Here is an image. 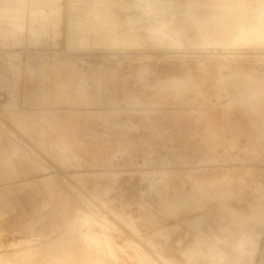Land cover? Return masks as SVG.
<instances>
[{"label": "rangeland", "instance_id": "rangeland-1", "mask_svg": "<svg viewBox=\"0 0 264 264\" xmlns=\"http://www.w3.org/2000/svg\"><path fill=\"white\" fill-rule=\"evenodd\" d=\"M73 1L0 0V264L50 240L56 253L35 251V264H147L126 239L159 264L150 242L184 262L197 238L242 232L254 244L239 264H264V65L244 49L264 44L250 23L259 14L264 28V0H148L146 24L161 11L180 47L134 37L105 50L72 49ZM89 216L124 250L78 240L103 230Z\"/></svg>", "mask_w": 264, "mask_h": 264}, {"label": "bare ground", "instance_id": "bare-ground-1", "mask_svg": "<svg viewBox=\"0 0 264 264\" xmlns=\"http://www.w3.org/2000/svg\"><path fill=\"white\" fill-rule=\"evenodd\" d=\"M97 1H100V0H74L72 2V4H70V7H71V12H70L71 35L69 37V43L71 44L72 49L78 50L80 48H88V47L90 49V47H91V48H94L97 50H100V49L105 50L107 48L108 49L112 48L116 44H118L120 46H126L127 47V46H130L128 40L133 39L134 37L138 38V42H137L138 44L142 43V42H140V40H142L145 45L147 44L146 42H148V45L158 46L161 48H167V47L178 48V47H180L179 37L176 35H172L173 34L172 30L167 27L164 18H162L160 16L161 11H157V10L154 11L152 9L151 15L149 14L150 18L148 20V23L146 24V18L145 17L147 15L145 16L146 11L143 10V8H145L146 4L143 5L141 3H146L148 0H125V1H130V2H137L139 4H137L135 6L128 7L125 10H119V12L116 10H112V11L107 10L104 7H102L100 4H97L96 3ZM156 1H159L158 3H164L165 2V0H156ZM171 1H173V0H171ZM239 2H241V1L239 0ZM242 3H243V1H242ZM244 3H246V2H244ZM244 3H243V5H244L243 7H247L248 5L244 4ZM263 3L264 2L262 1V4ZM237 4H238V2H237ZM151 5H152V3H151ZM245 5H247V6H245ZM152 8H153V6H152ZM175 9H177V8H175ZM239 10H240V8H239ZM138 12H140V13H138ZM258 15L251 14L250 23L252 24V31L259 34V32L264 33V28H261L258 25H255V24H258L261 22ZM263 15H264V13H263ZM239 16L237 17V19L239 18ZM215 21L216 20H214L213 22H215ZM226 29H225L226 30L225 33H229L231 31V28L227 27ZM146 33H148L149 36H147ZM115 34L116 35L117 34H124L125 36H118V35L116 36ZM248 34H249V32H248ZM137 35H140V36H137ZM243 35H245V33ZM262 35H264V34H262ZM258 36H260V35H258ZM234 37L236 38V36H227V34H226V36H222L221 38H222L223 42H227L230 40H234ZM240 37H238V38H240ZM250 37H252V36H250ZM258 38H256V39H258ZM253 40H254V38H253ZM238 42L236 41V43H238ZM241 42H242V40H241ZM243 42H245V41H243ZM247 42H248L247 44L244 43L246 45L244 49H251V51L253 50L254 52H250L252 54L247 55L246 61L249 63H252V64L264 65V47H263L264 44H262V45L258 44L257 45L258 42H254V41H247ZM263 43H264V41H263ZM240 45H242V44H240ZM239 49H242V48H239ZM258 51H260V52H258ZM96 218H98V217H96ZM84 219H85L84 220L85 223L86 222L91 223L89 225H92L94 227L100 226V228L103 230H102V232H100V231L98 232L94 229H86L82 233L80 232V233L75 235V237H77L78 240H80L82 243L87 242V243L95 244L99 248V250L105 251V252L109 253V255H110V253H111V255H113V253H112L113 248L118 249V250H124L123 246L116 242L115 237H113L112 235H107L105 233L107 230H113L114 229L112 224H109L105 219L99 220V221H92L90 216L88 218H84ZM100 219H102V218H100ZM63 223H64V225H67V224L72 225V226L76 225V223L70 224L68 222V220H63ZM73 232H76V231L73 230ZM73 237L71 239H75ZM127 240L128 239H126V243L129 244V245L128 244L127 245L130 246V248H133V251H134L133 253L136 255V257L142 259L144 261L143 263L159 264L156 260H154L153 257H151L140 246H137L138 244L135 245L134 242H132V244H131V242L127 241ZM233 240H234V242H231L230 239L224 240V239H221L218 237L217 238L211 237V239L205 240V238L199 237L192 244L188 245L185 249H183L180 252V258L181 257L185 258L184 262H180L177 257H173V256L169 257L167 253H170V248H168V246L163 247L162 245L154 243V242H150L149 246H150V248L154 249V252L157 255V258H159L161 261H163L164 264H207V263L208 264H239L240 261L242 260V258H244V256L246 255V252H247L246 249L249 247V244L251 242H252V244H254V242L249 240V236H248V234H246V232L245 233L242 232L239 236H236V238ZM215 241H216V243H215ZM217 241L219 242V244L217 243ZM29 242L30 241L24 240L19 245H26ZM222 242L232 243L233 244L231 246L232 248L229 247V245H227L226 247L232 249L234 251V254L227 253V251L225 250V247L223 248V246H221ZM46 244H47L46 246H35L33 249L27 248V249H21L19 251L12 252V254H10L9 257L10 258L14 257L16 259L15 264H35L30 258V255L32 253H34L35 251L41 250L42 255L55 252L54 249L57 246V244L55 242L50 240L49 242H46ZM19 245L15 244L13 246L15 247V246H19ZM124 247H126V246L124 245ZM125 252H127V251H125ZM61 256H62V258H64L65 262H71V261L75 262L78 260H82L84 258V256H86V254L84 252H64L61 254ZM130 256L132 257L133 255H130ZM229 256H232L234 259L231 261L228 260ZM120 257H121L120 259H123L122 258L123 256H120ZM131 257H128V258H131ZM132 258L134 259V264L136 262H138V261L135 262L136 258L134 256ZM138 258H137V260H138ZM126 260H128V259L126 258ZM129 262L131 263V261H129ZM126 264H127V262H126Z\"/></svg>", "mask_w": 264, "mask_h": 264}]
</instances>
